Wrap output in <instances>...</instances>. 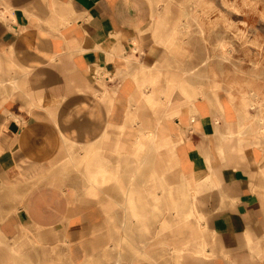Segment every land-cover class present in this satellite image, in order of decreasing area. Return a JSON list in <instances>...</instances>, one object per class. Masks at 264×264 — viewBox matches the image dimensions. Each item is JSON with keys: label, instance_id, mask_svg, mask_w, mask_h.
<instances>
[{"label": "crops", "instance_id": "1", "mask_svg": "<svg viewBox=\"0 0 264 264\" xmlns=\"http://www.w3.org/2000/svg\"><path fill=\"white\" fill-rule=\"evenodd\" d=\"M189 3L0 0L2 249L60 225L72 264H220L213 236L243 247L251 230L264 257V90L196 84ZM118 246L123 261L101 255Z\"/></svg>", "mask_w": 264, "mask_h": 264}, {"label": "rangeland", "instance_id": "2", "mask_svg": "<svg viewBox=\"0 0 264 264\" xmlns=\"http://www.w3.org/2000/svg\"><path fill=\"white\" fill-rule=\"evenodd\" d=\"M188 1H192V3L189 4L195 6L185 9L190 10V14L196 16L194 22L195 30L193 33V35H195L194 48L190 47L189 50L183 48V58L181 61L179 60L180 63L189 68L194 67L197 63L200 64L197 74L201 77H205L206 75L209 76L210 70L215 72L216 76L212 78V81L217 82L219 88L211 89L210 87H206L205 89L206 93L212 95H224L229 90H231L230 93L236 95L246 93L249 89L246 86L247 83H252L264 90V0ZM200 25L202 27H200ZM200 28L203 30L201 34L199 33ZM220 39L221 41L225 39L224 41L229 44V46H232V53L228 57L229 61L227 60L229 64L223 61L222 55L219 52L218 45L221 42ZM205 51L210 53V55ZM206 58H208L209 68L201 66V62ZM254 63L256 64L255 67H253ZM211 64L213 65L212 69ZM196 84L206 86L207 82L199 78L196 80ZM166 172V174H170L171 169H168ZM58 177L59 169L52 174V179H58ZM215 193L221 194L218 190L215 191ZM220 203H222V200H220ZM220 209L222 210V208ZM221 210H219V212ZM251 221L250 218L245 220L247 223H251ZM257 224L260 225L259 227L261 229H264V215H261L258 221L253 225ZM60 228V225L53 227L50 237L49 239L46 238V241H43L42 237H36V239L40 240L38 241L29 239L27 236L23 235V239L20 238L19 243L14 242V250L17 253L13 257V264H72L68 260L66 242L59 237L60 232L58 231ZM247 237H249L251 241L253 237L251 230H247L244 233L243 238L245 246L238 247L236 246L237 243L236 240H234L235 238L229 241L226 240V243H224L213 236L212 242H216L218 246L222 245V248L228 250L227 259L233 261L231 263L220 264H264V257L258 259L256 256L249 255L248 251L250 248L246 247ZM259 240V243L264 245V235H262V231L260 232ZM255 241L258 240L255 239ZM27 243L36 247L34 249L29 248L26 246ZM218 246H214L213 249H219ZM252 248H254V246H252ZM124 251L125 249L123 246H118L112 251H104L101 255L109 256L110 258H115L116 256L117 260L123 261L126 259ZM216 258L217 260L224 261L223 257L217 256ZM107 260L108 258L106 257L95 260L89 258L87 262L82 264H128L126 262H104ZM237 260H243L244 262L236 263L235 261Z\"/></svg>", "mask_w": 264, "mask_h": 264}, {"label": "bare ground", "instance_id": "3", "mask_svg": "<svg viewBox=\"0 0 264 264\" xmlns=\"http://www.w3.org/2000/svg\"><path fill=\"white\" fill-rule=\"evenodd\" d=\"M163 6V5H162ZM183 8V7H182ZM166 10H167V8H165ZM168 11V10H167ZM182 11V10H181ZM156 12V11H155ZM170 12V11H169ZM162 13V12H161ZM168 14V13H167ZM166 15V14H165ZM189 17V19H190V21L191 22H195V18H196V16H194V15H191L190 13L189 14H186L185 13V15H183V17ZM163 17V16H162ZM165 17V16H164ZM197 21V20H196ZM182 22V21H181ZM180 22V23H181ZM184 22V21H183ZM200 22V21H199ZM179 24V23H178ZM182 24V23H181ZM185 25V24H184ZM159 27H166L164 24L162 25V26H160L159 25ZM197 27V26H196ZM200 27H202L201 25H200ZM180 27H178V29H179ZM183 28H188V25H186L185 27H183ZM206 29V28H205ZM204 29V30H205ZM175 30V29H174ZM184 30V29H183ZM182 30V31H183ZM209 31V30H208ZM180 32V31H179ZM203 32V30L200 28L199 29V33L201 34ZM206 32V31H205ZM172 34H173V32H172ZM180 34H181V32H180ZM199 35V34H198ZM184 36V35H183ZM203 36V35H202ZM216 36H218V35H216ZM172 37V36H171ZM202 38V37H201ZM226 39V38H225ZM224 39V40H225ZM224 40H222L221 41V39H220V43H219V45H218V49H219V52L221 53V55H222V59H223V61H226L227 62V60H228V57H229V55L232 53V46H229V44H227ZM204 41V40H203ZM202 41V42H203ZM229 43V42H228ZM175 43H173V45H174ZM182 44V43H181ZM176 45V44H175ZM205 46V45H204ZM174 47H176V46H174ZM178 47V46H177ZM182 47V46H181ZM215 47V46H214ZM213 47V48H214ZM214 50H216V49H214ZM181 52V51H180ZM205 52H207V51H205ZM210 52V51H209ZM208 53V52H207ZM168 54V53H167ZM209 55H210V53H208ZM212 54V53H211ZM216 56V55H215ZM210 57V56H209ZM186 58V57H185ZM221 58V57H220ZM168 59V58H167ZM211 61H213V60H211ZM229 61V60H228ZM210 62V61H209ZM214 62V61H213ZM219 62V61H218ZM243 62V61H242ZM216 63V62H215ZM228 63V62H227ZM209 63H208V58H206V59H204L202 62H201V66L202 67H205V66H207ZM229 64V63H228ZM216 65V64H215ZM258 65V64H257ZM256 66V64L254 63L253 64V67H255ZM212 67H213V65H211V69H212ZM218 67V66H217ZM221 68V67H220ZM203 69V68H202ZM252 69V68H251ZM200 70V69H199ZM218 70H220V69H218ZM210 75L209 76H205V79L206 80H211L213 77H215L216 76V73L215 72H213L212 70H210V73H209ZM188 75V73H185V76H187ZM252 76V75H251ZM195 77L197 78V79H204V77H201L199 74H197L196 73V75H195ZM20 79V78H19ZM24 80V79H23ZM14 86V85H13ZM196 94L197 95H201V96H203L204 95V91H203V87L202 86H200V87H197L196 89ZM177 91V92H176ZM175 91V95L177 94H182V91H181V88H179V89H177ZM258 93V92H257ZM261 93V92H260ZM262 95V93L260 94V96ZM176 97V96H175ZM179 98V97H178ZM180 100V99H179ZM244 101V100H243ZM216 133H219V132H216ZM153 135H155V134H153ZM61 150H63V149H61ZM60 154V153H59ZM148 154V153H147ZM150 154V153H149ZM134 161V160H133ZM145 161V160H144ZM154 161V160H153ZM139 164V163H138ZM75 165V164H74ZM137 165V164H136ZM133 170V169H132ZM137 173V172H136ZM119 174V173H118ZM152 174V173H151ZM142 175V174H141ZM120 176V175H119ZM158 180V179H157ZM139 181V180H138ZM165 185V184H164ZM8 187V186H7ZM184 187V186H183ZM133 189V188H132ZM187 193V192H186ZM90 195H91V193H90ZM130 196V195H129ZM128 196V197H129ZM150 196V195H149ZM172 196V195H171ZM171 198V197H170ZM96 199V198H95ZM107 199V198H106ZM190 199V198H189ZM151 202H153V201H151ZM108 203H110V202H108ZM131 204V203H130ZM129 204V205H130ZM107 205V204H106ZM114 205V204H113ZM112 205V206H113ZM98 206V205H97ZM134 206V205H133ZM85 207V206H84ZM177 207V206H176ZM101 210V209H100ZM155 210V209H154ZM189 210V209H188ZM184 211V210H183ZM186 212V211H185ZM184 212V213H185ZM177 214V213H176ZM192 217V216H191ZM191 217H184V219H183V224H184V222L185 223H187L188 222V220H189V218H191ZM195 217V216H194ZM175 218V217H174ZM193 218V217H192ZM178 219H181V218H178ZM200 220V219H199ZM203 220V219H202ZM181 221V220H180ZM190 221V220H189ZM194 221V220H193ZM196 222V221H195ZM173 223V222H172ZM180 224H182V223H180ZM174 226H172V228H173ZM193 228V227H192ZM170 229H171V227H170ZM174 231V230H173ZM22 232V231H21ZM92 232V231H91ZM191 232V231H190ZM169 233V232H168ZM174 233H176V232H174ZM23 234V233H22ZM81 234V233H80ZM88 234H91V233H88ZM170 234V233H169ZM25 236H27V234H24ZM1 236V235H0ZM92 236H93V232H92ZM92 236H90L92 239H93V237ZM188 236V235H187ZM2 237V236H1ZM89 237V238H90ZM168 237V236H167ZM120 238V237H119ZM179 238V237H178ZM181 238V237H180ZM188 238V237H187ZM57 240V239H56ZM65 241V240H64ZM66 242V241H65ZM167 242V241H166ZM2 242H0V244H1ZM159 243V242H158ZM168 243H170V242H168ZM168 243H166L167 245H169ZM184 243V242H183ZM14 244V243H13ZM12 244V245H13ZM159 244H161V242L159 243ZM163 244V243H162ZM176 244V243H175ZM182 244V243H181ZM185 244V243H184ZM183 244V245H184ZM3 245V244H2ZM65 245V244H64ZM125 245V244H124ZM130 245V244H129ZM158 245V244H157ZM165 245V244H164ZM192 245V244H191ZM1 246V245H0ZM5 246V245H4ZM9 246V245H8ZM66 246V245H65ZM174 246V245H173ZM182 246V245H181ZM16 247V246H15ZM143 247V246H142ZM162 247V246H161ZM169 247V246H168ZM183 247V246H182ZM181 247V249H183ZM188 247V246H187ZM186 247V248H187ZM2 248H3V246H2ZM1 247H0V264H13V262H14V260H13V257H14V255L17 253V252H15V250L12 248V247H10V248H4V249H2ZM145 248V247H144ZM167 248V247H166ZM195 248V247H194ZM82 249H83V247H82ZM170 249V248H169ZM172 249V248H171ZM168 250V249H167ZM190 250V249H189ZM188 250V251H189ZM196 250V249H195ZM194 250V251H195ZM203 251V250H202ZM106 252V251H105ZM191 252V251H190ZM83 255H84V253H83ZM82 255V256H83ZM174 256V255H173ZM169 257V256H168ZM150 262V261H149Z\"/></svg>", "mask_w": 264, "mask_h": 264}]
</instances>
